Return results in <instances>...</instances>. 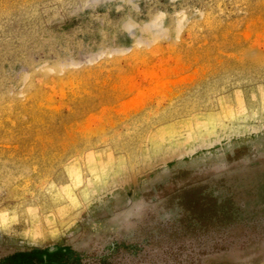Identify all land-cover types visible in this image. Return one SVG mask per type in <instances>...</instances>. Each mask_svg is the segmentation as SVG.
<instances>
[{
    "label": "rangeland",
    "instance_id": "obj_1",
    "mask_svg": "<svg viewBox=\"0 0 264 264\" xmlns=\"http://www.w3.org/2000/svg\"><path fill=\"white\" fill-rule=\"evenodd\" d=\"M0 264H264V0H0Z\"/></svg>",
    "mask_w": 264,
    "mask_h": 264
}]
</instances>
